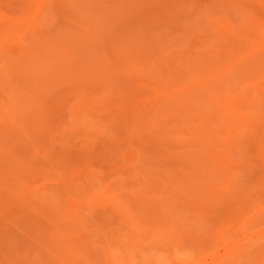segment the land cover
Returning <instances> with one entry per match:
<instances>
[{
	"label": "rangeland",
	"instance_id": "1",
	"mask_svg": "<svg viewBox=\"0 0 264 264\" xmlns=\"http://www.w3.org/2000/svg\"><path fill=\"white\" fill-rule=\"evenodd\" d=\"M0 264H264V0H0Z\"/></svg>",
	"mask_w": 264,
	"mask_h": 264
},
{
	"label": "bare ground",
	"instance_id": "2",
	"mask_svg": "<svg viewBox=\"0 0 264 264\" xmlns=\"http://www.w3.org/2000/svg\"><path fill=\"white\" fill-rule=\"evenodd\" d=\"M43 90V89H42ZM39 120V119H38Z\"/></svg>",
	"mask_w": 264,
	"mask_h": 264
}]
</instances>
